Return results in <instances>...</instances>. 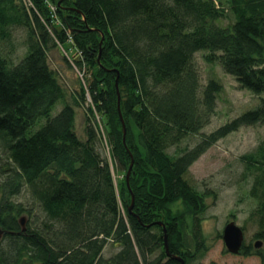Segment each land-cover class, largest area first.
<instances>
[{"label":"trees","instance_id":"16d2710c","mask_svg":"<svg viewBox=\"0 0 264 264\" xmlns=\"http://www.w3.org/2000/svg\"><path fill=\"white\" fill-rule=\"evenodd\" d=\"M56 53L79 68L75 85ZM216 70L264 94V0H0V264H202L215 192L192 185L189 166L264 125L261 97L203 131L223 92ZM188 137L199 140L180 148ZM240 159L264 239V139Z\"/></svg>","mask_w":264,"mask_h":264},{"label":"rangeland","instance_id":"374dc122","mask_svg":"<svg viewBox=\"0 0 264 264\" xmlns=\"http://www.w3.org/2000/svg\"><path fill=\"white\" fill-rule=\"evenodd\" d=\"M16 42L19 43L16 60L26 50L23 43V33L16 34ZM14 39V40H15ZM201 52H197V61L199 63L201 74L205 76L208 68L199 57ZM54 54L52 65L58 66L59 76L63 75L64 81L69 84H76V75L79 68L66 65H58L61 58ZM61 68L63 74L61 73ZM218 77L223 85V92L218 98L217 107L214 112L209 131L212 127L219 126L224 120H228L242 111L255 108L258 100L264 98V94L254 95L247 90L239 87V83L228 74L216 70ZM80 76V74H79ZM84 125V111L77 109L76 131L81 134ZM264 139V125L243 126L237 131L230 133L224 138L217 140L213 145L207 148L197 159L189 166L186 175L189 182L196 188L215 192V197L209 196L206 201L209 203L203 214L202 228L208 243V250L202 259V264H263V255H257L255 252L246 254L241 250L231 251L225 246L223 240V229L226 223L234 221L238 227H242L245 243H257L260 246L264 243L259 238H254L258 231V224L255 216L252 217L251 211L256 207V201L250 196L249 189L252 183L250 171L246 168L245 162L240 159L244 153L254 150ZM199 140V137H189L180 143L179 147L187 144L192 147ZM169 148L168 151H173ZM106 152V149H105ZM107 154V152H106ZM4 154L0 147V169L3 166ZM1 178V176H0ZM29 197L26 192L23 201ZM233 214V215H232ZM232 215V216H231ZM26 218L24 220V225ZM117 248L107 245L103 251L104 256L113 254ZM264 254V253H263Z\"/></svg>","mask_w":264,"mask_h":264},{"label":"water","instance_id":"95a60500","mask_svg":"<svg viewBox=\"0 0 264 264\" xmlns=\"http://www.w3.org/2000/svg\"><path fill=\"white\" fill-rule=\"evenodd\" d=\"M118 110H119V101H118ZM119 114H120V111H119ZM120 117H121V114H120ZM122 124H123V122H122ZM123 127H124V124H123ZM123 137H124V135H123ZM131 166H132V162L130 163L128 170H127V173H126V182L127 183H128V177L130 174ZM24 220H25L24 216H22L19 220V222L22 225V228H24ZM223 239H224L225 244L229 250H231V251L238 250L241 246L242 239H243L242 231L238 226H236L234 224V222H229L224 227Z\"/></svg>","mask_w":264,"mask_h":264}]
</instances>
